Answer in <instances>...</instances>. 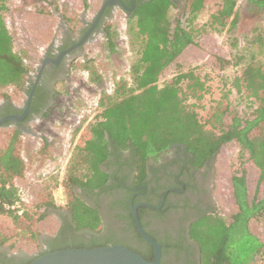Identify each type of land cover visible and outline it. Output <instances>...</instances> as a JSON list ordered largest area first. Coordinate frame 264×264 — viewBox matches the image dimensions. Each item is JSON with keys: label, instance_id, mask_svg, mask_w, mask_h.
<instances>
[{"label": "rangeland", "instance_id": "obj_1", "mask_svg": "<svg viewBox=\"0 0 264 264\" xmlns=\"http://www.w3.org/2000/svg\"><path fill=\"white\" fill-rule=\"evenodd\" d=\"M173 1L174 5L168 11L171 21L178 18L186 20L189 17L188 0ZM103 2L0 0V17L12 36L14 50L23 56L30 72H33L44 47L59 41L65 29L75 32L90 23ZM222 2L204 0L203 9L194 19V26L199 31L197 43L186 47L175 62L163 70L157 81L162 87L180 73L192 72L204 83V91H199L202 98L190 95L188 83L191 81L188 79H183L179 87L189 96L186 102L197 113L201 123L215 133H220L233 117H246L252 112V104L242 98L234 86L245 62L253 60L255 65L264 68V49L252 43L256 29H264V8L259 10L248 0H236L237 24L232 26L228 22L222 27L213 21ZM127 14L115 8L107 20L117 44L114 51L109 50L104 31L97 32L83 46L67 79L55 86L56 98L50 116L35 120L29 126L39 136L20 134L16 148L26 167L23 176L15 183L29 217L14 223L10 217L0 216V255L6 252L7 255L38 256L44 251V239L54 237L58 232L60 221L53 215L51 207L47 208L43 219H38L44 211L40 204L45 201L56 208L68 209L72 193L63 186L65 169L70 163L80 166V151L86 152V145L95 148L93 140L98 139L100 124L105 120L101 100L105 97L120 98V93L135 85L133 67L140 58L141 36L134 20H129ZM239 55L244 57V61L240 65L234 64ZM216 57L231 60L233 64L220 68ZM124 84L126 88L122 87ZM23 85L0 86V99L7 95L21 105L26 98ZM216 112L221 113V122L212 119ZM13 133L12 125L0 127V150L6 147ZM241 173L246 176L248 200L261 199L264 185L259 184L260 171L248 152L242 151L236 140L222 144L215 155L213 197L215 215L227 223L232 222L233 214L238 212L233 177ZM97 177L94 178L97 180ZM74 191L77 195V188ZM46 221L53 223L51 229L44 226ZM214 224L210 215L203 217L193 228L194 238L202 244L207 240V231L217 226ZM101 226L100 221L91 229L99 230ZM248 226L264 244V217L252 218ZM234 236L238 238V234ZM230 252L238 254V249L232 247ZM253 264H264V256L256 255Z\"/></svg>", "mask_w": 264, "mask_h": 264}, {"label": "trees", "instance_id": "obj_2", "mask_svg": "<svg viewBox=\"0 0 264 264\" xmlns=\"http://www.w3.org/2000/svg\"><path fill=\"white\" fill-rule=\"evenodd\" d=\"M248 1L259 10L264 8V0ZM171 5H174L173 0H137L136 9L127 14L129 20H134L141 36L140 58L133 67L135 85L120 93V98L105 97L101 100L105 120L100 124L98 139L93 140L95 148L86 145L87 151H80V166L70 163L63 179V186L72 193L68 209L78 229L89 226L94 228L101 221L96 208L82 200L74 190L80 188L93 194L95 189L105 188L108 174L101 168V163L110 154V146L115 152L130 148L136 180L141 183L146 172L147 158L156 156L174 142L187 144L203 160L207 154L216 155L222 144L236 140L241 150L248 152L258 167L259 184L264 185V68L255 65L253 60L245 62L241 75L234 80L238 94L253 106L250 115L233 117L220 133L206 129L197 113L187 104L189 96L179 87L183 79H188L191 81L188 83L190 95L200 99L202 93L199 91H204L203 82L188 72L180 73L162 87L157 84L163 70L175 62L186 47L197 43L199 31L194 26V19L203 9L204 0H188L189 17L186 20L178 18L171 21L168 16ZM236 15V0H223L213 21L222 27L228 22L234 26L237 24ZM256 31L252 43L264 49V29L258 28ZM104 33L109 50L114 51L117 44L108 23ZM243 58L239 55L234 64L240 65ZM216 60L220 68L233 64V61L220 57H216ZM29 72L23 56L14 50L12 36L0 17V86L13 84L20 87ZM122 87L126 88L125 84ZM30 90L31 87L27 92ZM212 119L221 122V113H214ZM19 137L20 131L14 130L6 147L0 150V216H8L14 223L29 217V211L24 208L15 183L25 172V162L16 148ZM89 156L92 158L89 159ZM95 176H98L97 180ZM233 187L238 212L233 214L230 223L221 217L211 216L217 226L207 231V240L200 244L202 264H253L256 255L264 256V244L250 232L248 226L252 218L264 217V195L259 200H248L244 173L233 177ZM40 206L44 208L38 217L41 220L47 208L53 204L44 201ZM130 207L128 205L129 211ZM141 210L138 209L140 219ZM131 214L129 218L134 224ZM235 234H238V238ZM50 244L53 250L70 247ZM232 247L238 249V254L236 252L232 255ZM34 259L30 258L21 264H29Z\"/></svg>", "mask_w": 264, "mask_h": 264}, {"label": "flooded vegetation", "instance_id": "obj_3", "mask_svg": "<svg viewBox=\"0 0 264 264\" xmlns=\"http://www.w3.org/2000/svg\"><path fill=\"white\" fill-rule=\"evenodd\" d=\"M123 1L126 4L128 2V6L131 5V0ZM115 8L120 7L108 5L105 8L93 33L82 45L76 46L97 14L81 29L75 32L65 29L59 41L55 40L44 47L34 71L29 72L25 78L22 91L26 98L23 103L16 104L9 96H2L0 99V118L12 114L21 115L33 91L28 114L18 122L9 121L2 126L12 125L20 134L28 133L29 126L35 120L41 121L50 116L55 104V86L67 79L77 55L82 52L83 46L91 37L104 31ZM134 10L125 12L132 13ZM61 54L58 63H44L47 57L55 59ZM29 87L31 90L28 93ZM109 151L107 159L101 163V168L108 174L105 188L95 189L93 194L77 188V195L96 208L101 219V228L78 229L70 213L67 210H59V230L54 237L44 239V251L38 256L53 250L50 243L70 247L120 244L138 252L146 259L153 260V246L144 240L135 221L133 224L129 218L133 204H138V209L142 208L140 215L145 230L162 245L160 264H202V250L200 243L193 236V228L203 217L216 216L213 197L215 154H207L200 160L187 144L174 142L156 156L147 158L145 176L141 183H138L130 148L115 152L110 146ZM128 205L131 206V211ZM131 215L133 216V213ZM2 253L0 264H21L37 257Z\"/></svg>", "mask_w": 264, "mask_h": 264}, {"label": "water", "instance_id": "obj_4", "mask_svg": "<svg viewBox=\"0 0 264 264\" xmlns=\"http://www.w3.org/2000/svg\"><path fill=\"white\" fill-rule=\"evenodd\" d=\"M108 5H115L128 12L134 10V8L136 7V0H131L130 6H128L123 0H106L105 2H103L92 25L76 46H80L84 42H86L88 37L96 28L105 8ZM61 57L62 54L55 59H50L47 57L44 63L46 61L58 63ZM32 94L33 91L31 95ZM31 95L24 113L21 115H6L0 118V126L9 121L18 122L24 119L30 109ZM28 133L34 136H39L38 133L33 132L31 129H28ZM138 206V204H133L132 206L133 219L141 236L154 248L155 256L153 260L146 259L144 256L129 247L120 244H112L94 247H69L64 249L51 250L41 254L40 256L32 260L29 264H160L162 257V245L160 242L152 238L145 230L138 214Z\"/></svg>", "mask_w": 264, "mask_h": 264}, {"label": "crops", "instance_id": "obj_5", "mask_svg": "<svg viewBox=\"0 0 264 264\" xmlns=\"http://www.w3.org/2000/svg\"><path fill=\"white\" fill-rule=\"evenodd\" d=\"M91 156H89V158H90ZM24 160V159H23ZM24 162H25V160H24ZM26 164V163H25ZM26 167V166H25ZM64 176H66V172H65V175ZM52 209H54V212H53V215H55V217H58L59 218V216H60V212H59V210H64V209H59V208H56L55 206H50ZM65 210H67L69 213H70V215H71V217H72V214H71V212L69 211V209H65ZM45 223V227L47 228V229H51L52 227H53V223H51V222H48L47 223V221L46 222H44ZM87 228H93V227H91V226H89V227H87ZM47 233H49L48 231H46Z\"/></svg>", "mask_w": 264, "mask_h": 264}, {"label": "built area", "instance_id": "obj_6", "mask_svg": "<svg viewBox=\"0 0 264 264\" xmlns=\"http://www.w3.org/2000/svg\"><path fill=\"white\" fill-rule=\"evenodd\" d=\"M67 168V167H66ZM65 172H66V169H65ZM65 175V174H64ZM15 206H12V208H14Z\"/></svg>", "mask_w": 264, "mask_h": 264}]
</instances>
